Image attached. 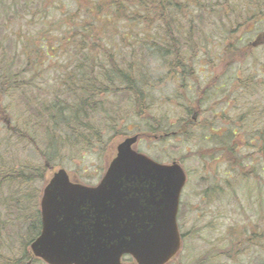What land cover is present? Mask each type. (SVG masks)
<instances>
[{
  "label": "rangeland",
  "instance_id": "374dc122",
  "mask_svg": "<svg viewBox=\"0 0 264 264\" xmlns=\"http://www.w3.org/2000/svg\"><path fill=\"white\" fill-rule=\"evenodd\" d=\"M200 1L190 8L193 14L188 27L192 30L181 41L191 72L186 84L165 78L168 63L141 58L154 73L165 72V80L153 82L147 90V103L142 105L127 90L98 95L96 100L105 111L96 114L93 124L102 132V142L68 141L54 155L45 179H34L30 192L36 195L40 191L42 196L48 179L60 168L67 169L77 183L97 185L117 155L118 145L138 134L137 150L164 163L181 162L190 175L179 216L183 247L170 264H264V180L244 177L235 156L237 149L245 150V129L253 128L240 110L246 111L253 100L264 107V89H255L252 98L244 94L245 81L261 79L264 73V0ZM31 22L15 20L12 30L30 34L41 30L39 23L34 26ZM15 41V36H10L3 42L0 57L5 56L8 62L16 57L14 70L26 69L21 63V45ZM112 45L120 52V64L128 65L132 61L129 42L117 39ZM77 62L73 54L48 60L50 66L33 86L5 89L1 94L0 145H12L23 161L45 166L44 138L49 127L45 122L51 111L43 110L52 101L54 84L67 91L62 85L65 74ZM28 75L27 71L24 77ZM63 93H58L62 100L72 96L69 91ZM79 98L74 95L68 103L78 104ZM195 111H201L196 122L192 116ZM240 116L245 117L243 121L238 120ZM7 122L11 128L27 130L37 140L18 141ZM234 126L240 130L238 139L228 137ZM84 132L90 136L89 130ZM216 186L223 191L207 203L211 198H204L205 190ZM18 189L12 187L11 191ZM35 200L40 214V200ZM28 249L32 254L30 246ZM125 263L136 264L132 257ZM29 264L45 263L35 260Z\"/></svg>",
  "mask_w": 264,
  "mask_h": 264
},
{
  "label": "trees",
  "instance_id": "16d2710c",
  "mask_svg": "<svg viewBox=\"0 0 264 264\" xmlns=\"http://www.w3.org/2000/svg\"><path fill=\"white\" fill-rule=\"evenodd\" d=\"M198 3L201 1L0 0V47H5L3 42L7 38L15 36V43L21 45V63L26 68L14 70L16 57L10 62L5 56L0 57L2 95L8 87L17 90L21 86H33L50 66L46 63L48 60L58 61L73 54L78 61L73 70L65 74L62 85L67 91L54 84L52 101L43 110L46 113L51 111L45 122L49 126L44 138L47 162L51 163L56 152L71 139L102 142L103 134L93 124L96 114L105 111L101 102L96 100L98 95L127 90L142 105L147 103V90L154 86L153 82L165 80V72L154 73L141 58L155 59L161 65L168 63L165 78L186 84L191 72L181 41L192 30L191 26L188 27L193 14L190 8ZM15 20L32 21L34 26L39 23L41 30L35 34L19 29L13 31ZM117 39L129 42L132 61L128 65L119 62L120 52L112 45V40ZM27 71L30 75L26 78ZM257 79L255 81L252 77L245 81L244 94L251 97L255 89H264V73L261 79ZM68 91L72 96H81L78 104L68 103L72 96L67 97V101L60 99L65 95L63 92ZM260 106L259 100H253L246 111L240 110V115L245 114L251 120L253 128L245 129V150L235 151L237 166L243 176L253 177L258 182L264 180V107ZM245 117L241 119L240 116L238 120L243 121ZM10 130L18 141L37 140L35 135L19 127ZM84 130L91 132L89 137ZM239 133V127L234 126L229 129L228 137L238 139ZM235 145L238 146L239 142L236 141ZM47 170L46 164L41 168L23 161L12 145H0V264L41 261L33 258L28 249L42 227L37 204L34 205L35 199L40 200L41 192L33 194L30 185L36 179H45ZM12 187L19 189L12 192Z\"/></svg>",
  "mask_w": 264,
  "mask_h": 264
},
{
  "label": "water",
  "instance_id": "95a60500",
  "mask_svg": "<svg viewBox=\"0 0 264 264\" xmlns=\"http://www.w3.org/2000/svg\"><path fill=\"white\" fill-rule=\"evenodd\" d=\"M1 105V94H0ZM118 146L97 186L74 183L56 171L41 198V232L30 244L46 264H166L180 251V195L186 182L181 164H163L133 145ZM48 165V164H47Z\"/></svg>",
  "mask_w": 264,
  "mask_h": 264
},
{
  "label": "flooded vegetation",
  "instance_id": "af4514ba",
  "mask_svg": "<svg viewBox=\"0 0 264 264\" xmlns=\"http://www.w3.org/2000/svg\"><path fill=\"white\" fill-rule=\"evenodd\" d=\"M199 113H201V111L200 112H198V111H195L194 112V115L198 118L199 117ZM194 115H192L193 116V120H194V122H196L197 121V118L194 116ZM164 163V162H163ZM182 166H183V168H184V170H185V174H187V179H186V182H185V186H184V188H183V190H182V192H181V202H180V211H179V216H180V213H181V210H182V208H181V206H182V199H183V194H184V191H185V189L187 188V186H188V183H189V178H190V175L188 174V171H187V169L184 167V165L182 164ZM233 168V167H232ZM220 192V191H223V190H221V188H220V186L218 187V186H216L215 188H211V189H206L205 190V192H204V198H207V201H208V199L209 198H211L207 203H211L212 202V200H213V198H214V196H215V193H217V192ZM203 198V199H204ZM178 220H179V218H178ZM179 227H180V220H179ZM183 237V236H182Z\"/></svg>",
  "mask_w": 264,
  "mask_h": 264
}]
</instances>
